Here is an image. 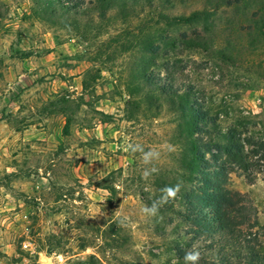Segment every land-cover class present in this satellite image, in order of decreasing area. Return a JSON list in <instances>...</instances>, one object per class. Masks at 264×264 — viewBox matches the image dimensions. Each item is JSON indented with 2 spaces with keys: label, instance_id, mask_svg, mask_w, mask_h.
<instances>
[{
  "label": "rangeland",
  "instance_id": "rangeland-1",
  "mask_svg": "<svg viewBox=\"0 0 264 264\" xmlns=\"http://www.w3.org/2000/svg\"><path fill=\"white\" fill-rule=\"evenodd\" d=\"M111 1L0 0V264H264V0Z\"/></svg>",
  "mask_w": 264,
  "mask_h": 264
},
{
  "label": "trees",
  "instance_id": "trees-1",
  "mask_svg": "<svg viewBox=\"0 0 264 264\" xmlns=\"http://www.w3.org/2000/svg\"><path fill=\"white\" fill-rule=\"evenodd\" d=\"M67 4H70L71 6H76L81 3L82 0H65ZM110 1V0H109ZM117 1L123 2V4H126V0H112L111 3L116 4ZM119 5V3H118ZM108 7V6H106ZM105 9L103 6H98V10ZM172 88V86H170ZM180 86H176V89H179ZM186 91L191 93L195 91V88L192 86H186ZM195 100H193V103L190 105V115L192 118L199 116L200 118H206L208 122H211L213 118L208 114L207 110L203 109L201 104H199L197 97H194ZM221 136L224 138V143L217 145V156L214 154V159L217 160L218 158L222 157V155H226L227 157L232 158L233 160L239 161L242 158V162L244 161V155L246 153V150L244 148V144L238 136H236L235 131L232 129H228V131L224 134H221ZM209 150L210 148L207 147ZM208 184L212 185L211 180L208 181ZM233 192L229 190H223L222 192H217L216 195L213 197V203L212 207L217 215V220L219 222L218 228L221 232H224L225 234H231L233 225H230L228 212H227V205L231 203L230 197L233 196ZM197 217V223L200 228V232L204 233L210 230V225L208 220H205L203 218L201 212H196ZM201 214V215H199ZM229 223V225H228Z\"/></svg>",
  "mask_w": 264,
  "mask_h": 264
},
{
  "label": "clouds",
  "instance_id": "clouds-1",
  "mask_svg": "<svg viewBox=\"0 0 264 264\" xmlns=\"http://www.w3.org/2000/svg\"><path fill=\"white\" fill-rule=\"evenodd\" d=\"M159 154L156 152H148L144 154L145 163L149 162L151 158L158 156ZM155 171V169H153ZM148 174V173H146ZM173 194V191L169 188L162 189V195L160 197V203H164L167 201L168 197ZM146 212L155 213L157 211V206L154 204L151 208H146ZM199 259L198 252H187L184 256L185 264H196Z\"/></svg>",
  "mask_w": 264,
  "mask_h": 264
}]
</instances>
